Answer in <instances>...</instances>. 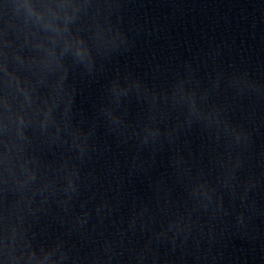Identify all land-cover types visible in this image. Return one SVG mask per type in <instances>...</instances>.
Returning a JSON list of instances; mask_svg holds the SVG:
<instances>
[{"label":"clouds","instance_id":"clouds-1","mask_svg":"<svg viewBox=\"0 0 264 264\" xmlns=\"http://www.w3.org/2000/svg\"><path fill=\"white\" fill-rule=\"evenodd\" d=\"M97 37L90 41L83 35H68L59 52L46 50L47 55L39 61L43 71L35 84L28 81L24 85L17 80L23 94V110L16 111L11 123V106L7 96L4 97L6 112L0 118V207L8 209L10 196H18L17 205H24L17 224L12 226L13 238L17 232L25 234L29 218L38 223L47 215L54 200L67 210L68 201L79 196L86 182L90 185L99 181L91 165L112 151L107 141H101L100 129L117 146H131L132 155L127 160L129 177L139 172L148 174L157 154L165 148L172 153L169 164L178 178L190 175L192 169L179 143L194 131L202 139L217 145L223 143L228 162L222 183L234 194L235 185L231 182L244 167V152L252 143V134L243 123L233 124L227 119V106L215 103L213 95L220 87L222 74L210 79L209 88L202 87L200 80L186 72L183 76L177 75L165 89L150 86L131 73L121 74L117 70L109 76L107 66L117 54L130 50L132 41L120 17L107 26L106 33H97ZM101 75L106 79L101 90L103 98L95 103L94 112L89 116L76 108L79 89L75 78L86 77L93 82ZM233 83L229 81V86ZM233 95L240 98L244 93L236 90ZM133 102L142 109L146 105L135 126L127 119ZM28 110L30 115L26 114ZM222 134H225L223 142ZM41 151L54 157L53 161L45 164ZM119 168L120 161L113 158L106 174H117ZM255 184V179H251L246 191ZM188 192L197 201L212 198V190L203 179L192 184ZM218 207H222V202ZM243 219L241 214L237 223H243ZM182 223L190 226L184 216H177L169 221V228L182 230ZM32 259H37L35 253L29 256ZM46 261L55 264L51 251L38 258L37 264Z\"/></svg>","mask_w":264,"mask_h":264}]
</instances>
